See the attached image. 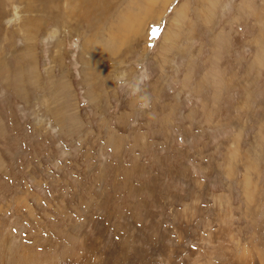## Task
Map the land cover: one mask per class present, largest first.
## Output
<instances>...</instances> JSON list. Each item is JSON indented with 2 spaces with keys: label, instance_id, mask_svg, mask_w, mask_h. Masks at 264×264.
I'll use <instances>...</instances> for the list:
<instances>
[{
  "label": "rangeland",
  "instance_id": "1",
  "mask_svg": "<svg viewBox=\"0 0 264 264\" xmlns=\"http://www.w3.org/2000/svg\"><path fill=\"white\" fill-rule=\"evenodd\" d=\"M147 1L0 0V264H264V0Z\"/></svg>",
  "mask_w": 264,
  "mask_h": 264
},
{
  "label": "bare ground",
  "instance_id": "2",
  "mask_svg": "<svg viewBox=\"0 0 264 264\" xmlns=\"http://www.w3.org/2000/svg\"><path fill=\"white\" fill-rule=\"evenodd\" d=\"M89 1H90V0H89ZM93 1H94V0H93ZM147 2H148V1H147ZM150 2H152V0H149L148 3L150 4ZM155 2H156V1H155ZM148 3H146V4H148ZM149 8H150V7H149ZM151 10H152V9L147 10V15H146V18H147V19H149V18H151V17H156V15H153V13H151ZM89 13H90V12H89ZM89 13L87 14V13L84 12V15L88 16ZM82 14H83V13H82ZM84 15H83V16H84ZM83 19H84V17H83ZM85 19H86V17H85ZM137 32H138V29H137ZM139 32H141V31H139Z\"/></svg>",
  "mask_w": 264,
  "mask_h": 264
}]
</instances>
